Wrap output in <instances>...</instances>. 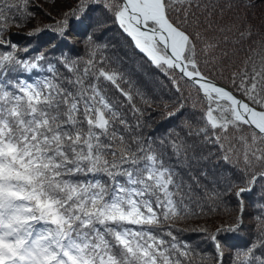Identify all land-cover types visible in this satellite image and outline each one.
<instances>
[{
	"label": "snow or ice",
	"instance_id": "1",
	"mask_svg": "<svg viewBox=\"0 0 264 264\" xmlns=\"http://www.w3.org/2000/svg\"><path fill=\"white\" fill-rule=\"evenodd\" d=\"M62 2L0 0V264H264V0Z\"/></svg>",
	"mask_w": 264,
	"mask_h": 264
},
{
	"label": "trees",
	"instance_id": "2",
	"mask_svg": "<svg viewBox=\"0 0 264 264\" xmlns=\"http://www.w3.org/2000/svg\"><path fill=\"white\" fill-rule=\"evenodd\" d=\"M71 4L74 2V0H69ZM37 3H42L43 0H36ZM65 0V4H66ZM46 3L44 4V7L46 8ZM67 9V8H66ZM41 23V24H47L51 23V21L47 20L46 18L43 17V15L38 13L37 20H34L32 22V25H28V27L24 28H18V27H13L11 29V32L13 33H20V35H13L12 40L13 42H18L21 47H23L27 43V38L24 36V33L28 30V28L32 27L33 25ZM7 35V33L5 34ZM107 36L111 37L114 42L118 44V46L126 49L127 54L125 56V67L126 68H131L133 70L134 76L133 79L138 80L140 82L141 87H146L150 89L152 92L163 95L164 93L168 92L169 84L168 81L165 80L162 76H160L154 69H152L148 65H140L138 63L139 57L138 56H133L132 50L127 48V45L124 41L123 38L117 39V33L115 30L110 31L109 33L106 34ZM53 34L51 31H47L43 33L40 37L41 43L37 45L38 48H45L47 47V44L51 42ZM80 45H77V50L80 49ZM124 53H122L123 55ZM167 97L165 96V99ZM174 123V122H173ZM171 125H167L165 127H169ZM165 131V128L162 127L161 129L157 130L156 135L160 136L163 134ZM256 196V193H253L251 197L248 198V203H249V208H251V201L252 199ZM222 218V214H214L212 216H205L202 218H197V217H192L188 221H182L178 224V227H196L200 224H207L209 228H214L216 223L220 221ZM248 217L245 218V224L246 227L241 230V235L237 238H234L231 243L238 245V246H243L249 237L246 235V233L249 231L247 228V222H248ZM193 240L198 239L197 237H192ZM203 247V245L201 246ZM208 251H211L209 248Z\"/></svg>",
	"mask_w": 264,
	"mask_h": 264
},
{
	"label": "rangeland",
	"instance_id": "3",
	"mask_svg": "<svg viewBox=\"0 0 264 264\" xmlns=\"http://www.w3.org/2000/svg\"><path fill=\"white\" fill-rule=\"evenodd\" d=\"M66 1H67L66 4L64 3L65 2V0H64V2L58 4L57 7L60 10H65L66 8L71 7L72 6L71 2L69 0H66ZM47 8H49V5L48 4L46 5V9ZM53 15H56V11L55 10H53Z\"/></svg>",
	"mask_w": 264,
	"mask_h": 264
}]
</instances>
